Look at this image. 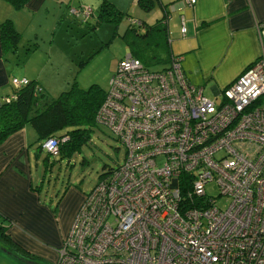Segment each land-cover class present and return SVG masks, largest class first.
Listing matches in <instances>:
<instances>
[{"label":"built area","instance_id":"built-area-1","mask_svg":"<svg viewBox=\"0 0 264 264\" xmlns=\"http://www.w3.org/2000/svg\"><path fill=\"white\" fill-rule=\"evenodd\" d=\"M181 59L173 53L161 69L130 49L119 59L96 121L125 154L85 193L55 264H264V56L217 93L219 103L187 79ZM61 139L42 147L58 155Z\"/></svg>","mask_w":264,"mask_h":264},{"label":"crops","instance_id":"crops-1","mask_svg":"<svg viewBox=\"0 0 264 264\" xmlns=\"http://www.w3.org/2000/svg\"><path fill=\"white\" fill-rule=\"evenodd\" d=\"M112 1L121 10L127 9L126 12L147 14L137 0ZM154 4L159 5L160 17L167 13L169 35L173 27L176 36L184 38L176 54L182 55L181 66L187 79L201 85L204 91L208 86L218 93L248 65L264 56V0H196L192 5L185 0H155ZM71 6L70 0H27L16 8L8 0H0V23L9 18L21 33L31 37L28 30L37 24L39 32H44L47 26L57 28L63 23V13ZM183 22L184 36L180 32ZM39 32H34L36 37ZM12 54L11 49L2 50L0 44V98L11 94L12 77L35 79L47 97V89L52 90L39 71L31 73L32 76L26 71L15 73L8 63ZM44 140H38L36 130L27 123L0 143V213L6 218L4 223H9L7 233L11 238L6 239L7 249L14 247L23 257L55 264L57 249L86 191L69 186L57 201L56 211L53 205L59 196H41L42 186L35 179H41L37 168ZM43 160L47 163L48 157Z\"/></svg>","mask_w":264,"mask_h":264},{"label":"rangeland","instance_id":"rangeland-1","mask_svg":"<svg viewBox=\"0 0 264 264\" xmlns=\"http://www.w3.org/2000/svg\"><path fill=\"white\" fill-rule=\"evenodd\" d=\"M70 3L75 7L80 6L81 3L90 5L93 13L88 17L83 15L75 17L64 12L61 17L63 23H59L57 28L47 26L44 32H39L37 24L36 27L28 30L31 37L26 35V31L23 34L15 27L22 36L17 47L11 49L13 53L11 58L7 56L8 63L14 68L15 73L26 71L29 75L39 71L52 90L51 92L47 89L49 94L47 99L56 97L62 90L70 88L75 81L81 87L98 83L107 90L109 79L119 59L124 56L127 49H130L127 39L123 38L129 25V17L144 19L143 24H136L140 31H144L145 24L152 23L160 17L159 5L156 4L147 12H143L147 13L144 16L133 10L126 12L127 9H122L125 15L118 22L105 19L97 22L99 0H70ZM172 29L173 27L169 35L170 49L176 54L177 47L184 38L176 36ZM36 31L39 32L37 37L34 33ZM147 66L150 69H161L164 65L149 62ZM205 93L217 103L222 100L221 95L213 93L208 86L205 88ZM124 154V146L105 124L96 125L91 131L90 140L69 158L53 155L42 148L41 156L38 157L40 167L37 168L39 170L37 176H41V179L38 181L35 179L36 184L42 186L41 196L47 198L62 196L69 186H76L81 191H89L105 170L122 161ZM44 156L48 157L47 163H44ZM32 164L35 176L34 160ZM207 189L210 194H217L214 183H209ZM217 203L225 205L227 200L219 197ZM8 244L12 247L10 242ZM6 246V239L0 234V264H53L50 260L45 262L23 257L17 254L18 251L14 247L7 249Z\"/></svg>","mask_w":264,"mask_h":264},{"label":"trees","instance_id":"trees-1","mask_svg":"<svg viewBox=\"0 0 264 264\" xmlns=\"http://www.w3.org/2000/svg\"><path fill=\"white\" fill-rule=\"evenodd\" d=\"M8 1L14 7L20 8L27 0ZM154 3L155 0H137V4L146 11L150 10ZM166 14L152 23L145 24L144 31L139 30L137 25L140 24L133 25L129 22L123 34L132 54L140 58L143 63L153 62L165 66L170 61L173 53L170 49L171 40ZM124 15L125 12L112 0H99L97 22L104 19L118 22ZM143 23L144 21L141 20V24ZM20 38L21 33L9 18L0 23L2 50L15 49ZM28 80L27 83L19 86L12 85L11 94L0 98V143L29 123L36 130L38 140L52 136L61 139L66 136L60 141L58 155L71 157L90 140L91 131L99 125L96 121V113L105 97L106 90L98 83L81 87L75 81L70 88L62 90L56 97L47 99L36 80L29 78ZM59 198L60 196L53 205L54 211ZM5 220L6 218L0 213V234L10 240L11 237L7 233L9 223L5 225Z\"/></svg>","mask_w":264,"mask_h":264},{"label":"water","instance_id":"water-1","mask_svg":"<svg viewBox=\"0 0 264 264\" xmlns=\"http://www.w3.org/2000/svg\"><path fill=\"white\" fill-rule=\"evenodd\" d=\"M217 92H219V91H217Z\"/></svg>","mask_w":264,"mask_h":264}]
</instances>
